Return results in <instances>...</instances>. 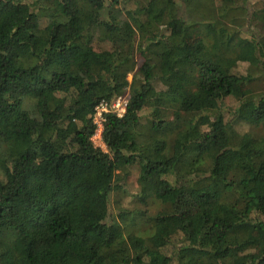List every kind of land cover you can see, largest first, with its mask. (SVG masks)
<instances>
[{"label":"trees","instance_id":"trees-1","mask_svg":"<svg viewBox=\"0 0 264 264\" xmlns=\"http://www.w3.org/2000/svg\"><path fill=\"white\" fill-rule=\"evenodd\" d=\"M262 119L264 0H0V264H264Z\"/></svg>","mask_w":264,"mask_h":264},{"label":"rangeland","instance_id":"rangeland-1","mask_svg":"<svg viewBox=\"0 0 264 264\" xmlns=\"http://www.w3.org/2000/svg\"><path fill=\"white\" fill-rule=\"evenodd\" d=\"M53 1V0H52ZM54 4V2H52ZM194 41V36H192L190 34V32L188 31L185 34V42L186 44L191 43ZM92 49L97 52V51H101V50H105L108 49L107 45H102L99 43H96V41H94L92 43ZM79 61H80V68H85L90 62H92V59L89 56H84L82 54H79L76 56ZM73 59H76L75 56H68V55H62L61 57V61L65 64L68 63V61H71ZM135 61H137V58L135 57ZM238 73H243V71L245 70V65L244 64H240L238 66V68L236 69ZM127 80H130V75L127 76ZM238 95L240 96H244L248 93L247 88L245 87H239L237 89ZM236 105V101L235 99H228L225 102V108L222 111H228L232 108H234ZM223 114V113H222ZM228 119V117H227ZM226 119V120H227ZM225 119L224 121L227 122ZM261 127L264 128V119H262L261 122ZM234 128L237 131L240 132H245V131H249L247 128V126H234ZM92 143L95 146H100L101 149H103V146L101 144V142L99 141L97 136H94L92 138ZM136 176H137V172L136 169L133 167L129 168V176L125 179V181L123 182H117L116 185H114L112 191L109 194V207H110V211L112 214H116L117 210L119 209H124V208H138L139 204H135L133 202V195L136 194L138 186L136 183ZM140 207V206H139ZM117 221V220H116Z\"/></svg>","mask_w":264,"mask_h":264},{"label":"built area","instance_id":"built-area-1","mask_svg":"<svg viewBox=\"0 0 264 264\" xmlns=\"http://www.w3.org/2000/svg\"><path fill=\"white\" fill-rule=\"evenodd\" d=\"M125 98L124 97H115L109 102L100 101L94 107V113L92 116V121L95 124V132L92 136H97L99 139V134L101 131L102 115L104 113H113L116 116L122 115L125 109ZM91 138V140H92Z\"/></svg>","mask_w":264,"mask_h":264}]
</instances>
